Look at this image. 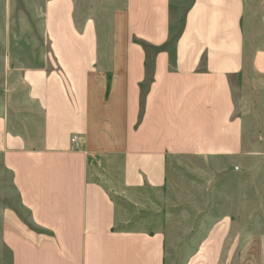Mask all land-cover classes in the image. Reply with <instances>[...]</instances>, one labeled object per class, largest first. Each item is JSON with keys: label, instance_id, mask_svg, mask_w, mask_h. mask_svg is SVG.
Wrapping results in <instances>:
<instances>
[{"label": "crops", "instance_id": "obj_1", "mask_svg": "<svg viewBox=\"0 0 264 264\" xmlns=\"http://www.w3.org/2000/svg\"><path fill=\"white\" fill-rule=\"evenodd\" d=\"M40 6L0 0L11 264H264V0Z\"/></svg>", "mask_w": 264, "mask_h": 264}, {"label": "rangeland", "instance_id": "obj_2", "mask_svg": "<svg viewBox=\"0 0 264 264\" xmlns=\"http://www.w3.org/2000/svg\"><path fill=\"white\" fill-rule=\"evenodd\" d=\"M80 7L83 11L86 12L88 16H96L97 18H106L108 15H111L116 11L118 7H121L124 0H77ZM193 0H174V14L177 17L175 27L178 28L181 26L180 18L183 17L185 11L192 3ZM40 2V14L42 13V4L43 0H39ZM40 32L42 33V23H39ZM175 29V28H174ZM40 33V41L43 40V37ZM187 185H190L189 183ZM237 186V184H233ZM251 190H255L254 183L248 184ZM199 186V185H198ZM202 186V185H200ZM264 202V200H263ZM19 199L17 193L15 192L12 185V177L10 174H6L4 179L0 180V232L2 230V222H3V209L5 207L12 208L18 207ZM22 216L26 221L30 222V215L27 211L22 212ZM3 260V264H11V253L8 248L4 247L0 244V260Z\"/></svg>", "mask_w": 264, "mask_h": 264}, {"label": "built area", "instance_id": "obj_3", "mask_svg": "<svg viewBox=\"0 0 264 264\" xmlns=\"http://www.w3.org/2000/svg\"><path fill=\"white\" fill-rule=\"evenodd\" d=\"M78 139H79V137L77 135H74L73 138H72V142L77 145L78 144Z\"/></svg>", "mask_w": 264, "mask_h": 264}]
</instances>
